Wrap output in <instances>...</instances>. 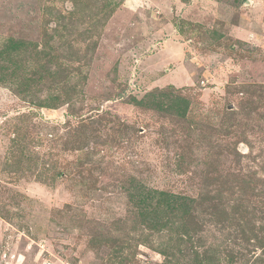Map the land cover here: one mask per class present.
Returning a JSON list of instances; mask_svg holds the SVG:
<instances>
[{
	"label": "rangeland",
	"instance_id": "obj_1",
	"mask_svg": "<svg viewBox=\"0 0 264 264\" xmlns=\"http://www.w3.org/2000/svg\"><path fill=\"white\" fill-rule=\"evenodd\" d=\"M0 264H264V0H0Z\"/></svg>",
	"mask_w": 264,
	"mask_h": 264
},
{
	"label": "trees",
	"instance_id": "obj_2",
	"mask_svg": "<svg viewBox=\"0 0 264 264\" xmlns=\"http://www.w3.org/2000/svg\"><path fill=\"white\" fill-rule=\"evenodd\" d=\"M10 43H12V42H10ZM167 196V195H166ZM166 198V197H165ZM165 198H163V199H165ZM171 199L172 198H168V202H171ZM167 200V198L165 199V201ZM165 201H164V203H165ZM172 205V203H169V206H171Z\"/></svg>",
	"mask_w": 264,
	"mask_h": 264
}]
</instances>
